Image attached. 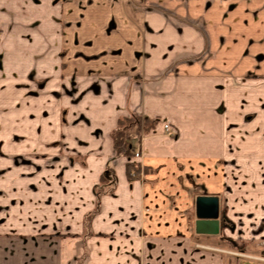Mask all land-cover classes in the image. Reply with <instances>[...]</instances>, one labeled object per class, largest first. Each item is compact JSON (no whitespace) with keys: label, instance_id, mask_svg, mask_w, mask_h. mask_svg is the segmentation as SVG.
I'll return each mask as SVG.
<instances>
[{"label":"crops","instance_id":"0c3cea01","mask_svg":"<svg viewBox=\"0 0 264 264\" xmlns=\"http://www.w3.org/2000/svg\"><path fill=\"white\" fill-rule=\"evenodd\" d=\"M21 88H37L30 101L50 111L33 122L29 148L0 149V172L12 163L19 173V157L36 166L30 223L0 208V238L33 234L66 245L61 254L69 250L77 264L264 262V249L251 250L264 229L222 252L191 244L192 234L229 235L221 226L198 234L191 219L200 196L217 199L219 217L216 192L230 181L231 158L247 171L264 167V0H0V92ZM132 113L155 121L133 139L139 158L117 153L111 136ZM102 174L112 191L96 200L91 188ZM44 194L49 200L39 201Z\"/></svg>","mask_w":264,"mask_h":264},{"label":"rangeland","instance_id":"374dc122","mask_svg":"<svg viewBox=\"0 0 264 264\" xmlns=\"http://www.w3.org/2000/svg\"><path fill=\"white\" fill-rule=\"evenodd\" d=\"M97 89L98 88H91L93 92H95ZM35 90L37 91V88H21L22 92L19 93V95L16 94L14 90H9L7 93L0 92V132L4 134V136H6V138L3 139V141H1L0 143V149L5 148V150L13 152L15 150H18V144L21 146H25L26 148L30 147V141H27L26 139L30 138L33 122L37 117H46L50 111L45 109L47 107L43 108L40 105L41 100H39L38 105L30 101V95L34 94L36 92ZM73 90L74 88H65L63 92L71 95L73 100H77V90L75 91L76 93L73 92ZM53 91V95L55 97H61V88H53ZM252 91L254 90H250V88H247L248 96H256V94ZM262 94L264 96V92ZM21 95L23 96V99L27 98V106L10 108L11 104L15 100L18 101L19 96ZM233 96H237L235 92L233 93ZM4 102L11 103L10 105L5 106ZM232 107V111L237 113V117L233 115L235 122H238L240 110L233 104ZM262 107L263 108L261 112L263 116L261 117L264 118V106ZM242 112H245L244 109L242 110ZM253 115L254 114L250 111L246 117L247 119H253ZM263 118L262 122H264ZM233 126L234 125H232V127ZM28 160L29 159L25 157L17 158L18 163H23V166L20 169L19 173L14 171V167L12 168V163L8 164L7 171H4V169L1 170L0 187L9 186V183L13 184L14 180L23 181L21 183V189L14 188V185H12L10 189L9 187L1 188L0 193L4 191L1 196L6 197L7 204H5L4 206L1 205L0 208H6V215L8 217L14 218L16 214V217L20 218L21 221H24L28 218L30 223L31 208H29V205L27 203L30 202V197H32L34 195L33 193L35 192V189L32 187V185H30V182H33L31 180V168L36 169V166L31 167ZM231 161L233 167L230 174V181L229 183L225 184L224 187L222 186L221 190H218L216 192L220 201V212L218 217L221 226L220 231L224 232L225 230L229 235L227 236L225 235V233H219L220 235H217L219 237H196L192 234L191 244L195 248H203L205 250L220 249L219 252H222V248H220L221 246H226L229 244L233 245L235 243L239 244L240 240L238 238H241L242 236L244 238H249L252 234H262V231L264 229V186L261 189H251V191L249 192L246 183H254L255 181H257V183L259 184L260 182H263L262 184L264 185V167L262 165L260 169H254V167L249 166L247 167L249 169L247 171L245 167L240 168L238 158H231ZM138 173L139 172L136 171L131 176L135 177ZM5 174L7 175L3 179L2 176ZM43 175L45 176L46 174L43 173ZM105 176L107 177V174ZM108 181L109 179H107V181L106 179L99 180L98 184L94 185L93 188H91V191L94 193L96 200H99L101 194L111 193L112 189ZM101 183L108 185V187L101 189ZM240 186L244 188H241ZM252 187H254V185H252ZM31 188H33V191L31 190ZM103 189H105V191H103ZM37 199L44 202L46 200H49L47 199V196H45V194L43 196H37ZM70 208H75V206H70ZM89 209L85 214L86 227H89L90 225V218L98 213V206L96 204H94L93 208L90 207ZM195 219L196 214L193 213V218L191 219L193 227ZM23 223L26 224V222ZM26 230L27 229L24 227L23 231ZM240 235L242 236L240 237ZM252 239L259 241V243L257 244V246L252 245L253 248L249 249H251L252 251L255 250L256 247H260V250L264 249V237H254ZM242 242L244 243L245 241L242 240ZM62 246L64 245H59L58 243H46L45 240H40V238H37V236L33 234L31 236H24V238H0V264H77V256L73 253H70L69 250H67V253L64 252L63 254H61L62 252L60 251V248H62ZM64 247L67 246L65 245ZM241 263L264 264V262L262 261L249 258L241 259Z\"/></svg>","mask_w":264,"mask_h":264},{"label":"trees","instance_id":"16d2710c","mask_svg":"<svg viewBox=\"0 0 264 264\" xmlns=\"http://www.w3.org/2000/svg\"><path fill=\"white\" fill-rule=\"evenodd\" d=\"M154 123L155 121L153 119L143 118L135 113L129 116L119 117L117 126L111 132L113 146L116 152L131 156L133 154V139L139 138L143 133L148 132ZM127 166L130 176L135 170L137 171V166L133 162H129ZM103 179H106L104 174L100 177V180Z\"/></svg>","mask_w":264,"mask_h":264},{"label":"water","instance_id":"95a60500","mask_svg":"<svg viewBox=\"0 0 264 264\" xmlns=\"http://www.w3.org/2000/svg\"><path fill=\"white\" fill-rule=\"evenodd\" d=\"M217 199L209 196H200L196 200V219L194 230L198 234L216 235L220 225L218 219Z\"/></svg>","mask_w":264,"mask_h":264},{"label":"built area","instance_id":"2783aa9c","mask_svg":"<svg viewBox=\"0 0 264 264\" xmlns=\"http://www.w3.org/2000/svg\"><path fill=\"white\" fill-rule=\"evenodd\" d=\"M165 128V132L168 136H172L173 134V130L171 129V127L168 124L164 125ZM133 157L134 158H139L140 157V150L138 148L133 149Z\"/></svg>","mask_w":264,"mask_h":264}]
</instances>
